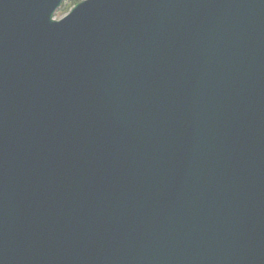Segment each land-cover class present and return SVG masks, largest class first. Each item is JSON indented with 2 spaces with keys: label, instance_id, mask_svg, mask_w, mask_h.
Masks as SVG:
<instances>
[{
  "label": "water",
  "instance_id": "water-1",
  "mask_svg": "<svg viewBox=\"0 0 264 264\" xmlns=\"http://www.w3.org/2000/svg\"><path fill=\"white\" fill-rule=\"evenodd\" d=\"M0 0V264H264V0Z\"/></svg>",
  "mask_w": 264,
  "mask_h": 264
},
{
  "label": "trees",
  "instance_id": "trees-1",
  "mask_svg": "<svg viewBox=\"0 0 264 264\" xmlns=\"http://www.w3.org/2000/svg\"><path fill=\"white\" fill-rule=\"evenodd\" d=\"M82 0H63L60 7L56 10V14L59 16L65 15L74 5Z\"/></svg>",
  "mask_w": 264,
  "mask_h": 264
},
{
  "label": "rangeland",
  "instance_id": "rangeland-1",
  "mask_svg": "<svg viewBox=\"0 0 264 264\" xmlns=\"http://www.w3.org/2000/svg\"><path fill=\"white\" fill-rule=\"evenodd\" d=\"M62 16H59L58 14H54V19L58 20L60 19Z\"/></svg>",
  "mask_w": 264,
  "mask_h": 264
}]
</instances>
